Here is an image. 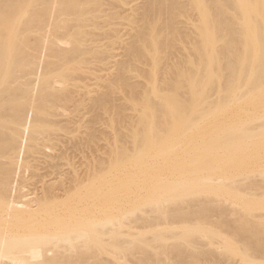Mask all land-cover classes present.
I'll return each instance as SVG.
<instances>
[{"label": "bare ground", "instance_id": "6f19581e", "mask_svg": "<svg viewBox=\"0 0 264 264\" xmlns=\"http://www.w3.org/2000/svg\"><path fill=\"white\" fill-rule=\"evenodd\" d=\"M133 2L0 0V264H264V0Z\"/></svg>", "mask_w": 264, "mask_h": 264}, {"label": "rangeland", "instance_id": "374dc122", "mask_svg": "<svg viewBox=\"0 0 264 264\" xmlns=\"http://www.w3.org/2000/svg\"><path fill=\"white\" fill-rule=\"evenodd\" d=\"M142 1V2H140ZM144 0H135L134 3L139 2L143 3ZM137 5V4H136ZM107 29H109V33L115 32L117 30H121L123 36L122 38L126 41L128 39V33L131 31V25H129L128 22H124L121 20H114L112 24H110ZM103 32V31H102ZM110 35V34H109ZM127 35V36H126ZM130 37V36H129ZM117 38H114L110 35L109 40L105 39L102 43L105 45H108L107 47H113L112 53H111V58L109 57L106 61H95L92 60V63L88 65V68L92 70V74L90 76L83 77V83H80L82 86L87 85L91 88L93 95L97 96L100 93L104 92L112 78V76L116 73V64L117 62H120L123 60V53H124V44L120 43V41H117ZM85 71V70H84ZM77 91L83 93V89H78ZM120 95L116 96V99L118 98L117 101H113V105L115 107H124V105H128L126 101H120ZM89 101L85 102L86 106L80 107L76 112H74L73 108H71L70 112L67 113L69 116H82V115H87L89 117ZM124 114L126 115H131L132 114V109L129 106L127 111H124ZM94 134H95V142L92 144L93 148L86 149V148H81L79 152H77V163L78 166L82 165L85 162V157L87 156V152L91 153L92 151L96 153L97 159L100 157H103L105 147L110 143V141L113 143L115 138L117 137L116 135H120L122 137H126L128 135V129L130 127V122L129 120H124L123 117L120 120L119 117L116 118V121L120 123H124L125 128L123 130H120L118 132H114L112 127H111V118L115 116V111H109L108 113L95 109L94 110ZM131 128V127H130ZM87 129H82L80 130L79 133H77L76 136H73L76 141H82L84 140L87 135ZM130 151L132 149L131 145H129ZM89 150V151H88ZM89 155V154H88ZM106 159V156H104ZM103 157V159H104ZM104 159V160H105ZM103 160V161H104ZM100 161V159H99ZM102 161V158H101ZM98 173L97 175L104 174L106 171H101V169L98 167ZM108 172V170H107ZM150 186L149 182H146L143 184V187L141 188L142 192H145V189ZM35 187L33 183L31 182L30 184H27V187L24 189V192L26 194H31L34 191Z\"/></svg>", "mask_w": 264, "mask_h": 264}]
</instances>
